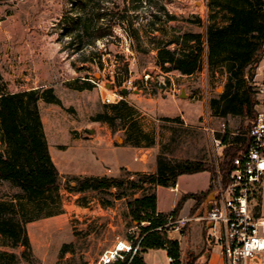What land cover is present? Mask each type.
Segmentation results:
<instances>
[{"label":"rangeland","instance_id":"obj_1","mask_svg":"<svg viewBox=\"0 0 264 264\" xmlns=\"http://www.w3.org/2000/svg\"><path fill=\"white\" fill-rule=\"evenodd\" d=\"M137 2L138 7L129 13L131 22H102L112 26L111 33L90 45L88 43L94 37L92 26L96 22H87V30L83 22H71L78 14L83 15V6L76 5L75 0H0L1 82L10 92L51 88L58 101V104L40 101L39 107L52 157L62 178L59 196L64 212L55 219L41 218L27 224L30 243L34 241L39 246L33 249L31 243L37 264H97L100 256L108 250L105 248L111 249L119 242L113 244L117 235L123 237L133 230L129 227L123 202L108 210L96 208L92 212V203L83 207V193L75 194L66 189V180L70 176H83V170L90 167L89 160L98 159L89 145L91 134L86 129H93L94 134L101 127L94 118L108 110L107 103L102 102V95L111 94L110 89L115 87L119 91L126 81L131 82V87L125 86L129 92L123 98L129 102L131 118L139 127L144 118L160 125H168V120L177 119L180 115L188 123L194 120L198 127L196 132L189 127L177 132L173 130L182 141L188 142L183 146L184 153L178 152V157H198L200 154L215 168V162H220L225 148L217 149L214 142L216 134L221 133L222 123L231 137L237 135L246 139L250 125L247 115L218 118L210 107V101L218 99L224 90L226 72L220 67L211 71L206 64L205 53L201 68L190 75L175 70L163 71L154 63L157 45L187 31L204 36L209 16L206 1ZM166 12L174 18L168 17ZM212 14L218 24L224 22L216 9ZM196 16L200 17V23ZM145 74H149L147 79H144ZM258 79V69L255 66L248 68L246 86H251L254 91L253 84ZM182 90L184 96L181 97ZM254 99L258 101L256 92ZM257 104L254 109L258 108ZM167 129L158 130L160 138L165 137ZM120 134L116 132L113 135L114 142H121L118 140L122 138ZM190 140L197 145L190 146ZM234 146L242 148L240 144ZM104 168L112 169L110 166ZM203 178V175L201 178L198 175L182 180L180 191L199 189ZM213 178L212 188L203 201L213 198ZM176 194L178 191L159 189L158 206L168 208L174 203ZM209 194L211 196L207 199ZM260 205L264 213V180ZM192 213L183 218H191ZM91 216L93 218L90 219ZM192 219L179 223V231L170 230L169 233L172 239L181 237L182 264H204L207 243L196 251L185 247L183 236L188 232V224L193 223ZM194 223L191 227L193 235L199 227L207 224L200 220ZM207 229L212 234V229ZM63 244H69L73 251L61 257ZM152 257L156 264H169L160 252Z\"/></svg>","mask_w":264,"mask_h":264},{"label":"trees","instance_id":"obj_2","mask_svg":"<svg viewBox=\"0 0 264 264\" xmlns=\"http://www.w3.org/2000/svg\"><path fill=\"white\" fill-rule=\"evenodd\" d=\"M136 2L75 0L76 5L83 6V15L78 14L71 22H83L86 30L89 29L87 22H96L92 26L94 37L88 43L93 45L111 33L112 26L102 22H131L129 13L138 7ZM206 6L209 16L204 36L187 31L157 45L154 63L163 71L175 70L190 75L201 68L205 53L211 71L220 67L226 72L223 92L218 99L210 101L214 115L218 118L247 115L251 125L258 101L254 99L255 91L246 86L245 78L248 68L255 66L264 43V0H206ZM215 9L222 14V24H218L212 14ZM196 19L201 22L200 17L196 16ZM1 81L0 75V264H37L27 224L62 212L59 196L62 178L48 149L39 102L58 104V101L51 88L10 92ZM107 107L108 110L97 115L94 121L107 123L113 133L127 123V129L132 132L125 139L129 145L136 146L143 139L147 145L153 143L131 118V106L124 98L107 104ZM216 137L225 144L218 165L223 183H226L232 158L241 149L234 145L240 144L243 148L245 138L231 137L228 131L218 132ZM201 171H208L214 177L215 168L205 161L159 154L154 172H130L120 168L119 176H70L66 180V189L75 194L92 193L103 207L113 206L116 200H125L129 227H135L125 234L131 250L123 252L122 259L110 264H147L141 254L148 249H163L171 257V264H181L179 242L168 236L165 224L168 218L177 219L188 198L199 205L212 187L181 195L170 212L157 211L156 187L173 188L180 175ZM259 206L260 196L255 208L257 213ZM135 246L137 249L133 252ZM72 251L69 244H63L60 256Z\"/></svg>","mask_w":264,"mask_h":264},{"label":"built area","instance_id":"obj_3","mask_svg":"<svg viewBox=\"0 0 264 264\" xmlns=\"http://www.w3.org/2000/svg\"><path fill=\"white\" fill-rule=\"evenodd\" d=\"M257 59L255 67L259 79L253 87L258 95V108L245 134V146L232 158L226 183H223L219 165L215 162L213 198L208 202L209 208L196 217L212 229L211 241L218 245L224 264H264V213L260 210L257 213L255 209L264 180V43ZM148 77L149 74H145L144 79ZM123 85L131 87L132 84L128 80ZM110 90L111 94L102 95V102L109 104L123 99L115 87ZM221 127V133H224L225 124L222 123ZM214 142L217 149L225 147L219 138H214ZM189 219L168 218L165 224L168 233L170 230L179 231V223ZM136 249L137 246L132 251ZM130 250L129 242L119 241L100 256L97 264L122 259L123 252ZM166 260L171 264V257L167 256Z\"/></svg>","mask_w":264,"mask_h":264},{"label":"crops","instance_id":"obj_4","mask_svg":"<svg viewBox=\"0 0 264 264\" xmlns=\"http://www.w3.org/2000/svg\"><path fill=\"white\" fill-rule=\"evenodd\" d=\"M193 121L194 120H190V122L188 123L187 120H185V118L180 115L179 118L177 119L168 120V125H163V124L160 125V124H156V122L153 121L152 119L144 118L143 124L140 126V128L144 133L149 135V138L152 140L153 143L150 145H147V142L143 139L136 146L129 145L125 141L127 136L132 133L131 131L127 129V123L124 124V127L122 128L118 127L116 131V132L121 133L120 135L122 138L118 139V140H121V142H117V141L114 142L113 135L116 132L113 133L107 123L99 122V124H101V127H98L94 134L90 133L91 135H89V140H88L89 145L96 152L98 159L95 161L89 160L90 167L87 170L86 169L83 170V176H103V175L118 176L120 172V168H125L126 170L130 172H139V173L154 172L156 169V156L159 154H164L168 157H172L176 159H191V160L204 161V157H202V155L200 154L197 155L198 157H194V156L193 157H178L177 155L178 152L184 153L183 146L188 145V142L185 141L186 142L185 143L184 141H182L181 138L173 132V130L177 132L178 130H182V129L184 130L187 127H189L191 128L193 132H196L197 130L195 129H198V127L195 126L196 122H193ZM42 124H43V131H44L47 143H48V149H49L51 158L53 160L51 146L49 144L48 135H47L46 128H45L43 121H42ZM164 127H168V129L165 133V137L162 139L159 137L158 130H162ZM189 144L192 147H195V145H197L196 142H194V140H192V142L190 140ZM53 163L56 166V163L54 162V160H53ZM104 166H110L112 167V169L109 170L108 168H104ZM198 175L200 176V178L202 177V175L204 177L202 181L203 185L199 189H183L182 191H180V187H181L180 182H182V180L186 181V179H189L192 176L198 177ZM209 187H211V175H210V172L208 171H201V172L193 173V174L180 175L177 179V183L175 187L173 188H165L162 186L156 187L157 211L170 212L174 208L175 203L177 202V200L180 198L181 195L186 194V193H197V192L205 191ZM159 189H166L169 192H173V193L178 191V194L175 195L174 203H171L169 207L166 209L160 208L158 206V190ZM76 194H81V193H76ZM210 196L211 194L208 195L207 199ZM209 201L210 200H205L199 206H197L196 201L194 199L188 198L183 203L182 208L180 209L178 213L177 219H181L185 216H188L190 213H192V211H194L191 217L193 218L192 219L193 223L188 224L189 226L188 232L186 235L183 236L185 240V247L187 246L188 249H190V251H196L199 249V247H201V245H203L204 243H207L208 244L207 251L204 253V257H205L204 264H224L223 258L220 255V249L218 245L215 243H210L211 234L209 233V230L207 229L209 228V225L206 224L205 227H202V226L199 227L197 231L195 232V235H193L191 231L192 230L191 227L195 225L194 221L200 220V219H197L196 217L202 215L206 211ZM119 202L124 203L125 210H126L125 213H126V216H128V211H127V207L125 204V200L124 199L116 200L114 202V205L118 204ZM89 203L93 204L92 212H94L96 208L100 211H104V210L111 209L114 206L113 205L111 207H103L100 201L97 199V197L93 195H89L88 193H83V207H87ZM261 205L259 206V210L262 212ZM89 208L90 207H88V209ZM63 212H64V209L61 213L57 215L45 217L42 219H49V220L55 219L56 217L61 215ZM91 218H93V216H91L90 219ZM36 221H33V222H36ZM200 221L204 222L203 220H200ZM133 224H135V222H133ZM131 229L135 230V227H132ZM168 234H169L168 236L171 238L170 233ZM176 239L179 242L180 260L182 261L183 251H182V245H181V237L179 236ZM117 241H121L123 243L128 242L125 239V235L123 237H120L117 235L116 239L113 241V244H115ZM31 243H32L33 249H35V247H39L38 244H34V241H31ZM106 249H109V248H105V250ZM158 252L162 253V255H164V257L167 258L166 251L163 249H148L147 251L143 252L141 256L147 264H156L155 258H153L152 256L153 254H156ZM84 253L85 252L83 251V254ZM148 256L150 257V259L148 258Z\"/></svg>","mask_w":264,"mask_h":264},{"label":"water","instance_id":"obj_5","mask_svg":"<svg viewBox=\"0 0 264 264\" xmlns=\"http://www.w3.org/2000/svg\"><path fill=\"white\" fill-rule=\"evenodd\" d=\"M119 91H120L123 95H126V94L129 92V89L126 88L125 86H122V87H119ZM180 96H181V97L184 96V91H183V90H182ZM86 131H87L88 133H92V132H93V129H86ZM208 208H209V205H208ZM210 243H212V241H211Z\"/></svg>","mask_w":264,"mask_h":264}]
</instances>
